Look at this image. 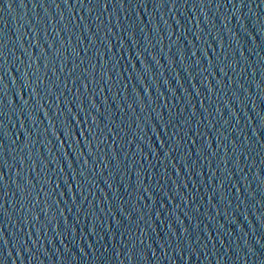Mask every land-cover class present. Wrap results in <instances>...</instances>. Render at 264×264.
<instances>
[{
  "label": "water",
  "instance_id": "water-1",
  "mask_svg": "<svg viewBox=\"0 0 264 264\" xmlns=\"http://www.w3.org/2000/svg\"><path fill=\"white\" fill-rule=\"evenodd\" d=\"M0 264H264V0H0Z\"/></svg>",
  "mask_w": 264,
  "mask_h": 264
}]
</instances>
